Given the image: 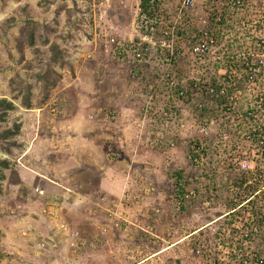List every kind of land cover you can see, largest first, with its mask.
Returning a JSON list of instances; mask_svg holds the SVG:
<instances>
[{
    "label": "rangeland",
    "instance_id": "obj_1",
    "mask_svg": "<svg viewBox=\"0 0 264 264\" xmlns=\"http://www.w3.org/2000/svg\"><path fill=\"white\" fill-rule=\"evenodd\" d=\"M142 1L0 0V100L7 99L16 106L6 121H0V163L10 164L8 169L0 165V177H4L0 182V264H110L102 257L99 246L111 238V231L105 233L102 227L104 218L110 220L116 215L111 212L110 200L102 206L96 202L101 194L100 173L94 169L104 163L122 161L131 165V190L125 194H134L127 204L133 209L125 214L135 225L130 224L131 220H113L124 230L132 227L131 235L127 230L128 239L145 240L137 243L131 239L129 252L134 258L127 264L141 262L150 250L159 248V243L172 244L177 235L175 226L184 231L192 229L230 208L216 184L234 178L222 171L206 172L208 180H215V185L208 187L219 194L212 201L208 199L209 204L183 202L182 211L181 205L174 202L177 182L183 189L192 186L189 180L194 178L195 170L187 154L198 142L195 129L201 125L193 120L201 112L180 100L179 87L166 88L167 81L161 80L166 77L165 69L151 64L144 74L135 73L131 45L140 41L141 31L136 22ZM169 11L172 15L176 13L168 2L163 11L166 20ZM202 11L201 6L198 12ZM194 28L188 30L191 36L195 35ZM184 33L183 44L188 48L189 37ZM246 33L247 28L242 26L224 28V35L234 40ZM31 38H34L33 46L29 43ZM228 45L223 40L213 50L215 53L203 61L180 59L173 67L176 82L188 86L193 78L211 79L228 61ZM232 45L228 51H234L238 42ZM55 46L60 47L61 61H54ZM25 98L30 100L31 109L23 105ZM14 125L22 126L20 133L14 138H2L3 132ZM23 133L27 142L21 143L19 137ZM120 134L129 139L131 151L124 150ZM37 138L42 139L38 145ZM100 143L104 144V150L99 149ZM32 150L38 159H32ZM55 153L58 157L54 166L67 167L76 188L94 194L90 202L82 204L81 213L86 212L87 216L67 213L70 224L80 230L79 239L86 241L84 247L79 246L80 260H74L76 247L61 236L66 233L60 229L61 225L52 231L46 217L27 213L24 207L33 204L36 187H44L41 181L53 179L47 160L56 158ZM57 172L63 173V169ZM149 187L158 192L157 204L145 197ZM5 195L7 198L1 201ZM54 215L49 219L56 220ZM224 220L228 226V219L220 221ZM87 221L95 223L92 229H87ZM156 221L166 223L165 232L157 228L165 240L162 237L149 240L142 229ZM34 226L39 230L43 227L45 239L36 234ZM210 236L221 242L219 235L210 233ZM194 238L186 241L183 258L187 263L184 264H209L193 254ZM261 239L264 240V235ZM218 242L215 255L221 263L224 257L220 253L229 252L230 243L221 251ZM165 258H156L151 264H182L174 255L167 254Z\"/></svg>",
    "mask_w": 264,
    "mask_h": 264
},
{
    "label": "built area",
    "instance_id": "obj_2",
    "mask_svg": "<svg viewBox=\"0 0 264 264\" xmlns=\"http://www.w3.org/2000/svg\"><path fill=\"white\" fill-rule=\"evenodd\" d=\"M168 2L176 13L169 11L166 20L163 11ZM136 24L141 35L140 42L131 45L135 73L144 74L151 64L165 69L168 80H161L167 81L166 88L179 87L180 100L210 121V126L195 129L198 142L187 154L195 176L189 180L191 188L183 191V201L209 204L208 199L219 195L208 187L214 186L215 180H208L206 172L222 171L234 178L216 184L221 187V198L230 205L222 215L229 222L223 236L230 251L223 252L226 256L221 253L224 258L220 264H264V0H149L147 11L141 9ZM229 26H242L247 33L234 40L224 35ZM194 27L196 32L191 36L188 30ZM184 32L189 37L188 48L183 44ZM223 40L230 43L228 61L215 76L204 81L193 78L188 86L176 82L173 67L180 59L203 61ZM236 41V49L228 51ZM36 192L43 194L39 188ZM132 197L125 194L121 204ZM60 229L69 231L65 224ZM142 229L150 233L152 227ZM194 254L207 262L215 261V251L200 242Z\"/></svg>",
    "mask_w": 264,
    "mask_h": 264
},
{
    "label": "crops",
    "instance_id": "obj_3",
    "mask_svg": "<svg viewBox=\"0 0 264 264\" xmlns=\"http://www.w3.org/2000/svg\"><path fill=\"white\" fill-rule=\"evenodd\" d=\"M140 9L141 8H139V11L138 10L137 11L140 12L141 11ZM89 117H91V116L89 115ZM19 139H21V143L25 142V141L27 142L26 136L24 135V133H23V135H21L19 137ZM53 140L55 141L56 138H53ZM70 140H72V139L70 138ZM120 140L124 142V144H123L124 150L127 152L131 151V144L129 143V141H127L129 139L126 140L125 137L123 138L122 134H120ZM36 141H37V145H38L39 143L42 142V139L37 138ZM118 144H120V143H118ZM37 145H35V143H34L33 147L34 146L36 147ZM98 147H99V149L100 148L103 150L105 149V146L103 143H100V145ZM30 151L31 150L28 149V153ZM32 151H33L31 153L32 159H38L37 155L34 154L35 151L34 150H32ZM36 151H37V149H36ZM88 153H89V151H88ZM55 155H56V158L52 159V157H50V159L47 160V166H48L49 172L51 171L53 179L47 178V180L45 182L41 181V179H40L42 184L44 183V187L40 185L39 187H36V188H39L40 191L43 192V194L37 193L34 196V200L32 201L33 204L29 208H28V206H24V207L27 208V213H28V211H31V213H34V214L36 213L42 218L46 217L51 230H52V228H54V229L59 228V226L62 224H65V225L68 224L67 226L71 227L70 228L71 231L66 232V233H61V236H63V238L65 240L69 241V244H71V245L75 244L76 245V250L74 252V255H75L74 260H80V259H82V254L79 251V249H80L79 246L84 247L86 241L79 239V237L81 236V234L79 233L80 230L75 228L73 225L70 224V222L68 221L67 213L68 212H75L76 214L81 213L82 204L84 203L83 201L90 202L91 199L93 198L94 194L89 193V192L83 193V191H80L79 189H77L75 183L73 182V180H71V179H73L71 176L72 173L67 172V171H69V170H67L68 168L63 167V166L62 167H57L56 165L54 166V162H56L57 157H58L57 153H55ZM90 155H91V153H89L88 156H90ZM124 156H125V154H124ZM124 156H122V157H124ZM123 161H125V160H123ZM126 164L127 163H122V161H121V163H115V164L114 163H104V165H100L99 167H94L95 171H99V173H100L99 192L101 194L98 196V199L96 200V202H97V204H100V206H102V205H104V203L107 200L108 201L110 200L113 204V207L111 208V212L116 215V217H113V216L111 217V219H110V220H112L111 224H110V222H109L110 220L108 218L107 219L104 218L103 224L106 226L103 225L102 227H103V229L107 230L108 233L111 231L110 232L111 238L109 240H105L103 242V245L99 246L102 249L101 250L102 257H105L106 261H108L110 264H127V263H129L130 259L134 258V256L131 257V254H130V252H131L130 246H131V239L132 238L128 239V235H127V234H129V232H131L130 235L132 234V227H131V229H125L124 230V227H122V225H119L118 227H116L114 225V223L116 221L113 220V219H116V220L120 219V221L131 220L130 224L131 225L134 224L132 221L133 219H129L127 217V214H125L126 212H128V214H129V212H131V210L133 209L132 206L131 207L127 206V204H129L130 202L124 201V204L126 205V207H123L124 204L123 205L121 204L123 199H124L126 191L131 190V187H130L131 183L129 180V176H130L129 172L131 171V165H130V163L127 165ZM59 168L63 169V173L57 172V169H59ZM33 182H34V179H31L30 185ZM148 191H147V193L144 192L145 197L148 198L151 202H154V204H155V202L157 204L158 192H156V190L153 187H149ZM159 194H161V192ZM132 195L134 196V194H132ZM5 198H7L6 195H5V197H1V201H3ZM26 203H28V201H26ZM77 204L80 206L79 207L75 206ZM22 212H23V210H22ZM52 212H54L55 217L57 218L56 220L49 219V216H51L50 213H52ZM87 215L88 214H86V212L79 214V216H81V217L87 216ZM87 222H88L87 223V226H88L87 229H90V228L92 229V226H94L95 223L93 222V224H92V222H90V221H87ZM158 226L161 228V230H160L161 233H163V231L166 229V223L165 222H160V221L154 222L153 226H151L152 229H151L150 233H146L147 236L150 237L149 240L162 237L161 234L159 233V231L157 230V228H159ZM207 226H209V225H207ZM34 230L37 231L36 234L41 239L46 238L45 232H43V227H41V229L39 230L38 227L34 226ZM127 230H130V231L127 232ZM182 232H184L182 227L175 226V234H177V235L174 236L173 243L168 244V245H162L159 243L158 249H155L154 251L150 250V253L147 254L146 258H144L141 262H139L137 264H140V263L141 264H151V262L156 260V258L166 259L165 257L167 256V254L174 255L176 260H180V262L182 264H184L187 261V260H185V258H183L186 241H188L192 237H197L196 235H198L199 231L192 233L187 237H184ZM148 234H150L151 236H149ZM133 237H135V236H133ZM125 238H126V240H125ZM132 240H134L137 243H140V241L142 239L137 241V239L134 238ZM143 240H145V239H143ZM143 240H142V242H143ZM162 240H165V239L162 237ZM192 241L195 242L197 240L193 239ZM224 241L229 242L226 240H224ZM155 242L158 243L159 241L156 240ZM160 246H162V247H160ZM38 248H39V246H38ZM149 248L151 249V247H149ZM219 249H222V247L219 246ZM221 251H223V250H221ZM98 252L96 254V257H99ZM133 264H135V263H133Z\"/></svg>",
    "mask_w": 264,
    "mask_h": 264
},
{
    "label": "trees",
    "instance_id": "obj_4",
    "mask_svg": "<svg viewBox=\"0 0 264 264\" xmlns=\"http://www.w3.org/2000/svg\"><path fill=\"white\" fill-rule=\"evenodd\" d=\"M148 2H149V0H143L142 1L141 8H142L143 11H147ZM138 42H140V41L136 40L135 44H137ZM29 43H30L31 46H33L34 45V38H31ZM53 50H54V54H55L54 61L55 62L61 61L62 57L60 55V47L59 46H55V47H53ZM25 99L27 100L28 98H25ZM23 105L27 109H31L32 108V104H31L30 100L23 101ZM15 109H16V106H15V104L12 101H9L7 99L0 100V121L1 122L6 121V118H7L8 114H9V112L14 111ZM193 121H195L194 123H196V125L210 126V121L209 122L206 121V118H205L203 113L199 114L198 117L196 119H194ZM21 127H22L21 125H14L13 129L4 131L3 132L4 136H1V137L5 138V139L14 138L20 133ZM13 145H16V143H13ZM0 165L3 166V168H5V169H8L10 167V164L7 161H4V162L0 163ZM192 175L195 176L194 174H192ZM3 179H4V177H0V182ZM183 191H184L183 187L177 182L176 192H174V194H173V195H175L174 202L176 204H180L181 205L182 211L185 210V207L183 205V202H184L183 201ZM0 195H2V186H1V184H0ZM221 216H222V214H218L215 218H208L207 219L208 222L206 224H204L202 226L200 225V226L192 228V229L189 228L188 230H185L184 233L183 232L182 233H183L184 237H187L190 234L199 231L198 235H197V237L199 236V238L196 237L194 239L199 241L201 244H205V245L209 246L210 248H215L216 247V243L218 242L217 241L218 238L217 239H215V238L213 239L210 236V233H211V235H212V233H215V235H219L220 238H221V242L220 243H222V244H220L218 242L219 246L225 245L226 242L224 241L223 230L225 228H227V223L225 222V220L223 222L218 220ZM153 223L154 222H151V224L149 223V226H153ZM207 225H209V226H207ZM206 229H208V230H206ZM206 231H208V233ZM222 237H223V242H222ZM215 264H219V262L215 260Z\"/></svg>",
    "mask_w": 264,
    "mask_h": 264
},
{
    "label": "clouds",
    "instance_id": "obj_5",
    "mask_svg": "<svg viewBox=\"0 0 264 264\" xmlns=\"http://www.w3.org/2000/svg\"><path fill=\"white\" fill-rule=\"evenodd\" d=\"M222 219H226V218H222V216L218 219V220H222ZM197 243H199V241H193L192 245H194V249H196V246H197ZM214 251H215V248H212ZM193 254H194V250H193ZM195 255V254H194ZM221 255V253H220ZM196 256V255H195ZM197 257V256H196ZM198 258V257H197ZM215 260L216 261H219L218 258L216 257L215 255ZM209 264H215V261L212 263V262H208ZM220 264V263H219Z\"/></svg>",
    "mask_w": 264,
    "mask_h": 264
}]
</instances>
